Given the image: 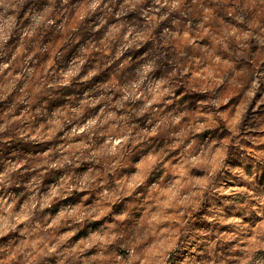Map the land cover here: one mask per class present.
<instances>
[{"label":"clouds","instance_id":"1","mask_svg":"<svg viewBox=\"0 0 264 264\" xmlns=\"http://www.w3.org/2000/svg\"><path fill=\"white\" fill-rule=\"evenodd\" d=\"M260 111L264 0H0V264H264Z\"/></svg>","mask_w":264,"mask_h":264},{"label":"rangeland","instance_id":"2","mask_svg":"<svg viewBox=\"0 0 264 264\" xmlns=\"http://www.w3.org/2000/svg\"><path fill=\"white\" fill-rule=\"evenodd\" d=\"M57 44H59V42H57ZM257 116L260 118L261 121H264V111H260L259 113H257ZM251 127H255L256 126V121H251L250 125ZM17 147H19L17 145ZM260 149H258L259 151ZM28 149H25V152H28ZM261 184L264 185V173L261 174Z\"/></svg>","mask_w":264,"mask_h":264}]
</instances>
